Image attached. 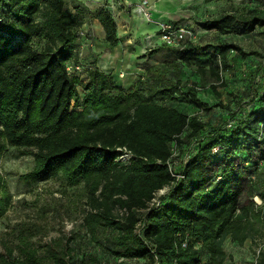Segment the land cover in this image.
Segmentation results:
<instances>
[{"label":"trees","instance_id":"trees-1","mask_svg":"<svg viewBox=\"0 0 264 264\" xmlns=\"http://www.w3.org/2000/svg\"><path fill=\"white\" fill-rule=\"evenodd\" d=\"M237 2L198 24L202 35L220 33L217 42L166 45L174 51L171 65H147L130 85L84 57L90 80L80 95L79 76L67 65L79 59L84 11L67 0H0V156L9 145L23 147L34 156L28 174L34 181L61 175L71 184L84 181L92 236L104 226L103 245L124 262L223 264L224 237L244 242L257 232L261 215L240 199L250 190L264 200V187L247 191L244 183L247 172L264 173L252 157L254 145L264 143V85L254 102L217 114L199 92L203 78L222 79L232 50L249 53L230 36L264 28V9L256 7L264 0ZM93 16L105 42L117 45L111 9L103 4ZM185 65L193 78L183 79ZM243 98L237 102L249 99ZM176 156L183 160L175 163ZM162 188L160 204L150 207ZM5 208L0 200V215ZM24 244L20 255L0 253V264H44ZM53 254L63 263V253ZM255 264H264V249Z\"/></svg>","mask_w":264,"mask_h":264},{"label":"rangeland","instance_id":"rangeland-1","mask_svg":"<svg viewBox=\"0 0 264 264\" xmlns=\"http://www.w3.org/2000/svg\"><path fill=\"white\" fill-rule=\"evenodd\" d=\"M237 1L239 0H149L151 4L149 9L152 11L151 22H147L139 15L136 16L138 22L135 21V13L132 10L136 2L67 0V4L71 8L75 7V10H83L85 13L86 25H81L80 29L84 28V25L88 27L94 43L93 47L91 45L85 47V57L91 56L93 58L91 60L95 59L102 69L113 59L112 66L108 68L115 69L117 74L123 70L124 77L121 78L118 75L117 79L119 82L130 85L137 79L140 72L143 73L144 67L147 65H166L173 57L174 51L166 45L155 46L151 51L145 48L146 30L144 29H147V24H153L150 27V33L157 30L154 21L160 17L168 18L172 22L183 21L198 26L201 21L230 10L238 4ZM103 4L110 8L115 15L118 28L122 33V49L119 53L121 52L120 54L123 55L120 62L114 61L115 53L103 39L104 32L96 17L93 16L99 6ZM240 6L242 5L240 4ZM256 7L264 9V3H260ZM134 27H136L135 30H133ZM139 27H143V29H139ZM139 33H143V38L138 36ZM234 36L235 42L243 46L249 53L236 62L234 57L237 55V50H232L228 57L229 66L226 70H222V79L203 78L199 84V92L204 96L202 98L208 103L207 106H210L208 112L212 111L217 114L228 110V108L231 110L234 107H243L245 103L254 102L256 93L264 85V70L259 71L258 69L264 62V28H259L257 33ZM219 38H221V34L211 30L202 35L198 39V43H213L217 42ZM128 39L131 42H128ZM131 54L135 57H131ZM239 54L241 55V53ZM112 56L113 58H111ZM137 59L140 60L138 63ZM170 63L169 65H171ZM184 73L183 79L186 77L188 79L189 77L193 78L192 75L195 72H193L192 66L185 65ZM78 76L80 83L77 88L79 94L84 95L86 90L84 87L90 79L88 73ZM211 83L217 85L219 95ZM239 95H242L243 99L248 97L249 99L240 102ZM237 99L240 101L237 102ZM257 145H254L252 157L258 159L259 165L264 166V156L259 155L264 152V143ZM240 158L237 162L244 165L245 159ZM182 160V157L176 156L174 161L176 163ZM33 167L34 156L29 149L9 145L0 156V175L2 177L0 200L6 205L4 212L0 215L1 255L7 258L12 253L16 256L20 255L21 246L27 242L29 247L35 248L38 254L44 258V264H143L142 261L135 258L124 262V256L119 257L110 252L107 246L103 245L106 243L105 236L107 235L104 226H99L95 236H92L87 223V217L92 208L89 204L88 187L84 181L71 184L62 175L34 181L28 177ZM244 183L247 191L251 188L250 186L261 189L264 187V173L255 175L253 172H247ZM249 191L241 197L240 201L253 205L261 215V219L255 222L257 232L254 237L251 236L244 242H238L230 235L224 237L222 246L226 251V258L223 264H255L259 252L264 249V200L256 193L250 195ZM4 192H7L5 197H3ZM116 211L119 216L124 212L120 208ZM58 250L63 253V263L54 257L53 252ZM204 258H208L206 251Z\"/></svg>","mask_w":264,"mask_h":264},{"label":"built area","instance_id":"built-area-1","mask_svg":"<svg viewBox=\"0 0 264 264\" xmlns=\"http://www.w3.org/2000/svg\"><path fill=\"white\" fill-rule=\"evenodd\" d=\"M135 7L133 8V11L135 13V16L139 15L147 22H151V12L149 8H151V4L149 0H140L135 3ZM154 24L157 26V30L153 35H146L145 36V43L144 46L147 49H152L155 46L159 45H169V46H182L187 40L197 41L199 37L205 32V30L201 27L196 26L194 24L183 22V21H177L172 22L168 18H160L157 21H154ZM84 37V38H83ZM79 42V59L77 62L69 63L67 65V70L70 74H84L85 72V65H84V49L88 45H91V47L94 46V43L92 42L93 38L90 34V31L86 28L81 29L80 35L78 38ZM129 42H131L130 39H128ZM143 41V39H142ZM160 41V42H159ZM102 69V68H101ZM103 70L106 71H114L112 68H103ZM141 72L139 73V75ZM119 77L123 78L125 75V72L121 70L118 73ZM141 76V75H140ZM130 154L128 152L124 153L122 155L123 158L129 157ZM167 191V188H162L159 190L161 192L157 194V196L153 199L151 202V206H157L160 204V196L162 194H165Z\"/></svg>","mask_w":264,"mask_h":264},{"label":"crops","instance_id":"crops-1","mask_svg":"<svg viewBox=\"0 0 264 264\" xmlns=\"http://www.w3.org/2000/svg\"><path fill=\"white\" fill-rule=\"evenodd\" d=\"M128 3H130V2H138V0H126ZM133 11V10H132ZM134 16H135V14H134ZM160 18H164V17H160ZM97 20H98V18H96ZM137 18H136V16H135V21H137L138 22V20H136ZM98 22H99V24H100V26H101V29L103 30V27H102V25H101V23H100V21L98 20ZM85 25H86V21H85ZM85 25H84V28H86V29H88L89 30V28L88 27H85ZM151 25H153V24H147V26L146 27H148L147 29H145L146 30V33H145V35H153L154 33H150V27H151ZM155 25V24H154ZM136 27H138V26H136ZM136 27H134L133 28V30H135V28ZM141 27H139V29H140ZM83 29V28H82ZM141 29H143V27L141 28ZM118 30H119V28H118ZM252 33V32H251ZM246 34H249V33H246ZM227 35H229V34H225V36H227ZM234 35H242V34H233L232 36H230L231 37V40L232 41H234L235 42V40H236V38H235V36ZM102 36L104 37V34H102ZM138 36H140V38L142 37L143 38V33H139V35ZM119 37L121 38L122 37V33H121V31L119 30ZM84 38V37H83ZM79 41V40H78ZM128 41V40H127ZM121 42H122V39H120V41H119V43L117 44V45H114V46H109L110 48H111V51L113 52L114 51V53H115V60L114 61H116V62H120L119 60H121V56L123 55V54H120L119 53V51H121ZM129 42V41H128ZM94 51V50H93ZM237 53V55H235V57H234V59L236 60V62H238L240 59H237L238 57H243V55H240L238 52H236ZM126 55V54H125ZM141 55H142V53H141ZM238 56V57H237ZM131 57H135L133 54H131ZM111 58H113V56L111 57ZM110 58V59H111ZM112 61H113V59L111 60V62H108L107 64H105V68H108V67H110V66H112ZM138 61H140V60H136V62L138 63ZM107 62V61H106ZM139 63H141V62H139ZM118 64V63H117ZM102 68V67H101ZM114 71H115V69H114ZM135 72H137V71H135Z\"/></svg>","mask_w":264,"mask_h":264},{"label":"bare ground","instance_id":"bare-ground-1","mask_svg":"<svg viewBox=\"0 0 264 264\" xmlns=\"http://www.w3.org/2000/svg\"><path fill=\"white\" fill-rule=\"evenodd\" d=\"M144 26H145V25H144ZM146 26H147V25H146ZM147 28H148V27H147ZM145 29H146V28H145ZM145 29H144V30H145Z\"/></svg>","mask_w":264,"mask_h":264}]
</instances>
